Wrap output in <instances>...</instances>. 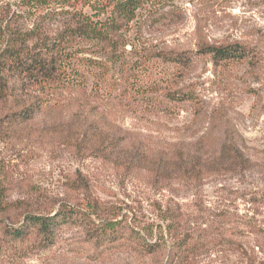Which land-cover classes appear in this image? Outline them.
<instances>
[{"label": "rangeland", "instance_id": "rangeland-1", "mask_svg": "<svg viewBox=\"0 0 264 264\" xmlns=\"http://www.w3.org/2000/svg\"><path fill=\"white\" fill-rule=\"evenodd\" d=\"M151 6L153 15L143 21ZM151 6L139 11V24L128 32L132 45L125 50L135 79L121 87L110 73L101 101L91 99L99 103L92 142L106 146L113 136L123 138L113 153L77 156L83 131L70 119L72 106L43 109L0 138L1 197L25 203L0 220L17 226L27 214L52 215L61 205L90 218L61 226L47 248L34 237L0 244V264H171L173 244L185 232H195L203 247L175 264H264V201L255 200L264 195V75L255 77L245 61L214 66L191 53L187 66L136 57L141 48L194 51L196 28L208 41L251 40L249 34L264 32V0H161ZM173 7L180 15L175 21L163 15ZM61 9L54 0L37 12L19 0H0V25L12 20L28 29L42 18L52 34L58 17L46 14ZM64 10L90 14L76 3ZM89 70L97 73V66ZM87 80L90 86L92 77ZM182 85L194 91L193 101L163 97L165 87ZM232 143L248 160L245 167L231 164ZM88 204L95 213L84 209ZM108 222L119 229L118 239L95 243L90 231ZM129 232L154 253L136 249L126 239Z\"/></svg>", "mask_w": 264, "mask_h": 264}, {"label": "trees", "instance_id": "trees-1", "mask_svg": "<svg viewBox=\"0 0 264 264\" xmlns=\"http://www.w3.org/2000/svg\"><path fill=\"white\" fill-rule=\"evenodd\" d=\"M19 1L28 9L37 12L38 7L45 6L50 0ZM54 1L63 9L46 14L58 17L54 21L56 28L52 34L42 18L35 20L28 29L17 26L12 20L7 21L4 26L0 25V45H3L0 50V138L4 139L12 134L16 125L33 119L43 109L59 111L61 107L72 106L70 119L83 131L80 141L75 144L77 156L84 158L89 155H108L123 143V138L113 136L106 146L94 145L92 137L98 130L95 115L99 103L94 104L92 101H101L103 98L100 95L102 86L107 82L110 73L113 83H119L121 87L135 79L133 66L128 62L131 53L125 50L127 45H132L128 36L129 28L132 23L139 24V11L146 4L151 6L161 0ZM191 1L188 0L189 3ZM72 3L87 8L90 14L64 10ZM152 10L151 6L143 21L153 15ZM163 15L174 21L180 16L174 7ZM199 34L200 29L196 28L194 51L168 46L155 50L141 48L138 49L142 50L141 54L136 57L144 61L154 58L177 66H187L191 59L188 54L191 53L210 58L214 66L245 61L255 77L264 75V32L257 31L252 36L249 34L252 39L244 41H208ZM81 53L98 57L99 62L92 58H79ZM95 66L97 73L89 70ZM87 75L92 77L90 86ZM193 93L194 91L185 85L163 89V97L177 103L193 101ZM66 100L69 101L67 105L64 104ZM60 111L63 112L61 109ZM229 145L232 148L231 164L245 167L248 160L237 150L235 144L227 146ZM223 147L222 152L226 150V146ZM136 154L145 153L138 150ZM177 156L179 158V153ZM77 186L84 190L87 187L82 178H78ZM1 192L2 188L0 219L7 218L12 210L25 207L22 201H4ZM255 200L264 201V195ZM93 205L88 204L84 209L95 213ZM89 219L83 210L61 205L52 215L27 214L17 226H7L0 220V244H22L34 237V242L41 248H47L52 245L61 226ZM167 228L174 234L173 226L168 225ZM90 232L95 243L103 244L117 240L119 235V229L112 222ZM126 237L139 251L145 254L154 253V246L134 236L132 232ZM202 247L201 241L195 238V232H185L176 238L169 262L175 264L184 261Z\"/></svg>", "mask_w": 264, "mask_h": 264}]
</instances>
